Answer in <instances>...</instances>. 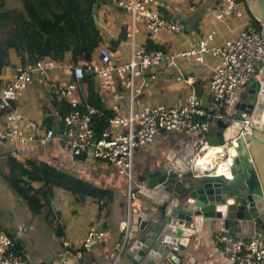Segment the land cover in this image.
<instances>
[{"label":"crops","instance_id":"1","mask_svg":"<svg viewBox=\"0 0 264 264\" xmlns=\"http://www.w3.org/2000/svg\"><path fill=\"white\" fill-rule=\"evenodd\" d=\"M116 4H113L112 15L100 11L98 6V22L106 40L118 39L123 29L127 27L131 29L130 34L132 33L129 13L118 8L119 6ZM223 7V0H155V9L169 20L180 21L184 25V31L177 41L174 38L175 34L166 31L158 36L153 35V39L161 42L171 51L170 54L198 48L199 43L212 30H216L213 26H219L220 22H217L215 17ZM225 24L226 21L222 25ZM201 25L208 27L206 33L203 32ZM145 28L144 26L142 29H138L136 35V40L141 46L147 39L148 32ZM240 30L220 31L217 33L220 35L218 44L221 42L225 44L227 41L237 39ZM215 42L216 38L212 43ZM125 44L130 45L129 42H124L116 52L111 51L112 61ZM109 45L108 43L106 47L109 48ZM213 46L218 47L219 45ZM10 55V65L3 70L0 77L2 88L11 84L16 69L23 66L14 51H11ZM113 63L121 65L128 62ZM65 64L72 65L69 62L61 65ZM61 65L47 75L46 80L49 85H45L41 78H37L35 83L15 101L14 107L18 112L40 126L49 127L48 119L54 121L60 119L58 118L60 111L57 105L63 98H66L70 103L69 96L63 94L62 91L71 85L70 81L73 76L70 70ZM216 67L207 65L205 59L204 63L198 62L197 56L189 59H177L175 64L166 63L150 70L145 75L142 74L140 80L138 81L136 78L134 83L131 80L129 84V78L126 80L128 75L115 77V80L103 81L100 83L99 91L105 100L106 107L116 110L118 115L116 114L115 117L128 116L131 108L130 102L135 99L136 112H140L144 106L182 107L187 104L193 90L198 93L202 106L207 109L210 107V76ZM198 82H201V88L197 87ZM78 84L79 82L76 80L72 85H76L80 89ZM84 89L85 92L78 94L80 99H84L86 95V88ZM59 92L61 95H58ZM3 120L4 118L1 119L0 125L3 124ZM49 128L54 129L58 135L64 130ZM181 139L194 140L196 135L188 132L168 134L161 131L158 133L155 143L137 150L134 175L136 187L140 184H147L149 172L155 168L156 163L162 159L171 145ZM9 155L24 164L31 161L35 164L50 165L67 172L70 177H77L98 188L112 191L114 195V202L111 203L110 197L104 200L92 196L81 197L57 188L54 190L55 196L50 217L45 214L34 216L27 206L29 215L25 219L20 217L9 219L10 214H8L6 229L3 231L0 227V232L11 237H21L18 246L20 254L32 264H110V258L114 255L113 252L116 251V246L121 239V225L127 214V179L117 173L115 168L105 163L86 157H73L63 142L56 138L48 144H43L38 139L37 142L29 144L26 148L0 144V179L4 183V176L8 175L10 171L7 166ZM35 186L40 188L42 183H36ZM7 189L12 192L9 187ZM67 200L70 201V206L66 204ZM56 201L60 205H56ZM144 202L146 200L139 192L135 209L138 211ZM105 203L108 207L102 208ZM51 219H58L61 222L55 228L49 225ZM94 226L107 231L109 233L108 240L94 248L91 253H85L84 241ZM222 234L220 231L216 233L213 230L205 231L198 238L192 239L191 244L182 255L192 264H229L222 255L219 243ZM252 234L255 232L246 235ZM118 264H128V262L122 260Z\"/></svg>","mask_w":264,"mask_h":264},{"label":"built area","instance_id":"2","mask_svg":"<svg viewBox=\"0 0 264 264\" xmlns=\"http://www.w3.org/2000/svg\"><path fill=\"white\" fill-rule=\"evenodd\" d=\"M118 6L126 10L131 17L133 39V57L125 64L117 65L112 61V55L108 47L100 52L101 62L89 65H61L70 70L77 82L85 79L86 75H96L106 79L114 75H128L132 83L148 70L160 67L163 64H175L177 59L197 56V61L204 63V55L213 54L220 57L221 63L210 76L209 92L210 107L202 106L198 93L193 90L187 104L182 107H169L166 105L144 106L140 112L134 108L132 101L129 115L115 117L109 120V128L99 140L95 139L91 127V115L94 110L88 108L89 113L83 114L79 110L81 99L80 89L76 85H69L63 94L69 96L72 110L64 118V130L60 135L47 126H40L35 121L22 116L14 107L15 101L32 86L37 78H41L45 85L49 72L60 67L53 60L41 59L36 63H27L16 69L11 84L0 89V114L5 113L3 124L0 125V144L9 146H21L26 148L40 139L43 144H48L59 138L75 158H90L105 163L115 168L118 173L127 179V214L121 225V231L126 232V238L131 233L132 215L136 212L135 202L140 191L147 189L146 184L134 187L135 152L144 146L155 143L159 132L196 134V153L192 168L198 173H209L202 170L197 157H201L205 151L215 150L212 155H223V158L213 165L218 174L229 175V154L222 153L228 144L219 147L210 146L209 132L220 119L227 121L234 114L235 104L242 93L252 83L260 82L264 86L261 76L264 71V26L258 22L256 26L246 23L237 39L225 42L221 47L213 46L217 35L212 30L207 37L199 43L198 48L175 52L166 55L163 51L146 52L143 48H137L136 35L138 25L145 26L154 36L166 31L170 34L182 35L184 25L180 21L164 18L155 9V0H114ZM240 0H224V7L216 14L217 22H224L229 16L237 18L243 16ZM97 4L93 11L96 12ZM260 93L255 101L254 112L260 103ZM244 122L245 130L252 122V116ZM58 117V116H57ZM60 118V117H58ZM61 119V118H60ZM59 119V120H60ZM249 130V129H248ZM239 138L232 140L237 146ZM221 162V163H220ZM222 169V170H221ZM109 233L105 230L92 227L84 241V250L92 252L97 246L108 240ZM125 238V239H126ZM121 241V240H120ZM222 255L229 264H264V235L255 233L252 235L231 236L223 233L219 239ZM17 241L4 232H0V264H32L23 255L15 252ZM127 241H121L117 245L118 258H121ZM68 247V244H66ZM174 252L180 254L179 247H173ZM183 264H192L184 259Z\"/></svg>","mask_w":264,"mask_h":264},{"label":"water","instance_id":"3","mask_svg":"<svg viewBox=\"0 0 264 264\" xmlns=\"http://www.w3.org/2000/svg\"><path fill=\"white\" fill-rule=\"evenodd\" d=\"M246 4L264 26V0ZM259 92L264 93V86L255 82L241 96L236 114L218 120L209 132L210 146L228 144L232 151V179L196 172L192 166L197 142L185 139L173 143L149 172L147 189L141 191L146 202L132 215L130 240L122 255L128 264H183L182 253L192 239L209 230L234 237L264 235V101L252 116L253 130L238 137ZM236 138L237 146L231 142ZM173 247H179L181 254Z\"/></svg>","mask_w":264,"mask_h":264},{"label":"trees","instance_id":"4","mask_svg":"<svg viewBox=\"0 0 264 264\" xmlns=\"http://www.w3.org/2000/svg\"><path fill=\"white\" fill-rule=\"evenodd\" d=\"M7 1L0 0V30L7 29L11 32L4 41L0 37V77L3 70L10 65L11 51L15 52L22 65L36 63L41 59H50L59 65L69 62L73 65L86 66L100 64L101 49L108 43L110 52H116L122 43L132 41L129 36L131 32L129 27L123 29L118 39L106 40L98 22V13L93 11L94 4H99L100 0H21L23 10L17 8L5 10ZM240 2L248 16V24L258 25L247 8L246 0H240ZM147 32V39L140 48L146 52L163 51L166 55L171 53L161 42L153 39L150 31L147 30ZM137 41L136 43L139 44ZM72 76L70 84L76 82L73 73ZM118 76L124 75H114L103 80L89 74L78 84L80 94L85 92L84 88H86V95L84 99H81L82 104L79 110L83 114L89 113L88 108L94 110L91 115V127L96 140L101 139L109 128V120L118 115L116 110L106 107L105 100L99 91L100 83L115 80ZM128 78L130 84L131 78L127 76L126 80ZM196 85L201 88V82ZM58 95H61V92ZM135 103L136 99L134 106ZM57 108L61 119L58 121L48 119L47 124L49 127L61 130L65 128L64 118L74 109L66 98L61 100ZM4 115L5 113L0 114V121ZM7 166L10 171L4 176L6 185L34 215L45 214L50 217L54 190L57 188L81 197L92 196L100 200L110 197L111 203L114 202L112 191L103 190L77 177H70L67 172L50 165L35 164L31 161L24 164L9 155ZM36 183H42V186L36 188ZM104 207H108L107 203L102 205V208ZM12 238L17 241L15 252L20 254L18 246L21 237Z\"/></svg>","mask_w":264,"mask_h":264},{"label":"rangeland","instance_id":"5","mask_svg":"<svg viewBox=\"0 0 264 264\" xmlns=\"http://www.w3.org/2000/svg\"><path fill=\"white\" fill-rule=\"evenodd\" d=\"M110 1L111 0H100L99 4L97 3L96 11L98 10V6H99L100 11L102 10L103 12H107L108 15H112L113 14L112 8H114L113 4L117 3V2L112 0L111 1L112 3H111ZM126 1H129V0H126ZM223 2H224V0H223ZM13 8L23 10L22 1L21 0H8L5 4L4 9L8 10V9H13ZM240 8L243 11V16L241 18H237L235 15L229 16L225 19V21H226L225 25H222L223 22H220L219 26L218 25L213 26V28H216L217 33H219L220 31H228V30H235V31L237 30L238 31V30L242 29V27L244 26L246 21H248V16L245 12L244 6L241 5ZM201 26H202L203 32L206 33V30L208 29V27H205L203 25H201ZM142 27H144V26L138 25V29H140V28L142 29ZM10 34H11V32L7 29L0 30V37L2 38L3 41L6 40L10 36ZM179 37H180V35H175L174 38L177 41L179 39ZM219 39H220V35L217 34L216 42L210 43V48L213 47V45H219L218 47L223 46L224 42H221V44H218L217 41ZM136 46H137V48H140V45L137 43H136ZM132 52H133V39H132L130 45L125 44L121 47L118 54H116L114 56L113 62H116V63L129 62L133 57ZM204 59H205L207 65H210L213 67H216L217 65H219L221 63L220 57L214 56L213 54L204 55ZM139 80H140V77H138V81ZM261 101L263 102L264 99L262 98L260 100V102ZM165 103H167V102H165ZM131 104H132V102H130V105ZM168 134H172V133H168ZM117 173H118V171H117ZM134 175H135V173H134ZM133 183H134V187H136V178L133 181ZM7 188H8V186L0 179V227H2L3 231H5V229H6V223L8 221V217H7L8 214H10L9 219L18 218V217L25 219L27 217V215H29V211L27 210L26 204L16 194H14L13 192H10ZM126 203H129L127 193H126ZM55 204L60 205V203L58 201H56ZM66 204L68 206H70V201L67 200ZM60 222L61 221L58 219H54V220L51 219L49 221V225L56 228L60 224ZM120 242L121 241H119L118 244H120ZM116 250H117V246H116ZM84 252L85 253H91V252H87L85 250H84ZM113 253H114V255L110 258V264H114L116 257L118 258L119 252L114 251ZM122 260H125L124 256H121V258L116 262V264H118Z\"/></svg>","mask_w":264,"mask_h":264},{"label":"bare ground","instance_id":"6","mask_svg":"<svg viewBox=\"0 0 264 264\" xmlns=\"http://www.w3.org/2000/svg\"><path fill=\"white\" fill-rule=\"evenodd\" d=\"M263 73H264V71H263ZM262 80H263V82H264V79L263 78H261ZM258 83H260V82H258ZM252 84H254V83H252ZM251 84V85H252ZM250 85V86H251ZM249 86V87H250ZM248 90V89H247ZM247 90L244 92V93H242L241 95H240V97L238 98V100H237V102H236V104H235V108H236V105H237V103H239V102H241V96L243 95V94H245L246 92H247ZM260 96L263 98L264 97V93H260ZM252 102V101H251ZM251 102H247V103H251ZM234 108V114H236V109ZM255 113V112H254ZM245 116V120L243 121V124H244V122L248 119V117H250L251 116V114L250 115H244ZM249 130H253V123L252 122H250V124H249V128H248ZM248 133H247V130H245V124H244V127H243V129L240 131V133H239V135H238V137L239 138H244L246 135H247ZM208 139H209V135H208ZM232 141V140H231ZM149 145V144H148ZM147 146V145H146ZM236 146V145H235ZM145 147V146H144ZM215 150H209V151H205V153L203 154V155H201V157H197V159H196V162H198V165H199V167L202 169V170H208L209 171V175H214V176H223L225 179H228V180H230V179H232L233 178V174H232V166H229V175H221V174H218V170H214L213 169V165H215V164H217L218 163V161H219V156L218 155H212L213 154V152H214ZM136 152H137V150H136ZM135 152V153H136ZM232 151H230V149L229 148H227L225 151H223L222 153H227V154H229V153H231ZM193 162H195V161H193ZM229 162H230V160H229ZM221 163V162H220ZM230 165V164H229ZM222 170V169H221ZM147 185V184H146ZM141 192V191H140ZM107 232V231H106ZM130 235H131V233L128 235V237L126 238V232L124 231V232H122L121 231V241L123 242V241H127V243L129 242V240H130ZM126 238V239H125Z\"/></svg>","mask_w":264,"mask_h":264}]
</instances>
